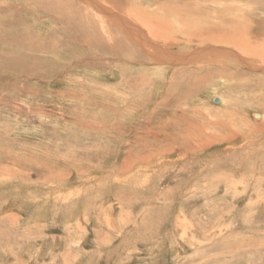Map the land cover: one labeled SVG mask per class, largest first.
<instances>
[{
    "label": "rangeland",
    "instance_id": "1",
    "mask_svg": "<svg viewBox=\"0 0 264 264\" xmlns=\"http://www.w3.org/2000/svg\"><path fill=\"white\" fill-rule=\"evenodd\" d=\"M47 1L0 0V264H264V0H96L161 61Z\"/></svg>",
    "mask_w": 264,
    "mask_h": 264
},
{
    "label": "bare ground",
    "instance_id": "2",
    "mask_svg": "<svg viewBox=\"0 0 264 264\" xmlns=\"http://www.w3.org/2000/svg\"><path fill=\"white\" fill-rule=\"evenodd\" d=\"M44 2V1H47V0H39V2ZM80 2H81V4H80V6L82 7V9H83V11H84V9H86V10H89L88 8H90L91 9V13H88L86 16L85 15H83L82 17H81V19H80V22H81V24H82V26H84V27H87V28H84V30L85 31H91V32H93L94 34L96 33L95 31V27H96V25H98V27H100L99 29L101 30V32L102 33H107L108 35H110L111 37H115V35H113L112 33L114 32V30H113V27H115L116 29H118V30H123V31H125V30H129L128 32H129V34L131 33L132 34V31L134 32V34H132V35H135V37H134V41L137 43V45L139 46L140 44L141 45H147V46H143L144 47V54H143V56H144V58L146 57L147 58V60L149 59V60H153L154 59V61H156V60H160L161 61V59H163L160 55L158 56L157 54H156V52L157 51H161L162 52V50H159V49H156L155 48V46H153V42L151 43V40H149L147 37H144V32L143 31H145L144 29H143V31H142V33L140 32V33H138V30H137V25L135 26L133 23H132V21H130V20H128L126 17H124L123 15H122V13L124 12H122V13H119L120 15V17H121V21L115 16V20L116 21H112V20H110V19H107V18H104V17H102V18H100V19H98V17L96 16V13H97V10H98V8L101 6V4H99V2L98 1H96V0H91V5L89 6L87 3H83V1L82 0H79ZM216 1H220V0H211V2H213V3H216ZM225 1V0H224ZM230 2L231 1H233V0H229ZM48 2V1H47ZM65 2H66V4L69 2L68 0H54L51 4H55L56 3V6L57 7H62V8H57L56 7V9H57V11H59V13L60 12H65L63 9H64V7H65ZM210 2V3H211ZM63 3H64V6H63ZM97 4H99V5H97ZM248 5V4H247ZM46 6V5H45ZM194 6V5H193ZM197 8H194V7H191V8H189V5H188V3H184L183 4V8L182 9H179L180 11H182V15H181V12H177V9H175V10H172V12H174L176 15H178V16H182L183 17V22L181 23V27L183 28H180L181 29V31H183L184 33H186V34H192L194 31H200V32H203V30L202 29H200V28H197V23H199V21L197 20V13H199V12H204L206 15H208V16H212L208 11H205V8L204 7H198V6H196ZM256 7V6H255ZM54 8H55V5H54ZM102 8H103V6H102ZM189 8V9H188ZM166 9H168L167 7H165V8H163L161 11L162 12H164L165 13V16H166V13L167 12H165V10ZM255 9H257V7L255 8ZM50 10H53V8L52 9H50ZM169 10V9H168ZM171 11V10H170ZM107 12H109V13H111V11L110 10H107ZM262 12H264V11H262ZM260 13V12H259ZM141 14H142V12H141ZM162 14V13H161ZM262 14V13H261ZM56 15H57V13H56ZM168 15V14H167ZM69 16V15H68ZM161 16V15H160ZM89 17H92V21H91V19L89 18ZM159 17V16H158ZM170 17V16H169ZM213 17V16H212ZM65 18H66V16H65ZM167 18H168V16H167ZM215 18V17H214ZM219 19V18H218ZM64 20V19H63ZM68 20V19H67ZM104 20H106V22H107V25H105V24H103V21ZM125 20V21H124ZM175 20H176V17H175ZM221 20H223L224 21V19H221ZM145 22H146V20H144ZM67 23V22H66ZM224 24H225V22H223ZM222 22L220 23V25L224 28V24H223ZM96 24V25H95ZM137 24V23H136ZM127 25H129V26H127ZM130 25H132V26H130ZM179 25V24H178ZM209 25V27L207 26V28L205 29L206 31H208V32H211V33H208V35L209 34H219L218 32H216L215 30H217V29H215V25L216 24H214V23H212V24H208ZM139 26V25H138ZM141 26V25H140ZM144 26V25H143ZM175 27H176V25H175ZM126 28H128V29H126ZM149 28V27H148ZM165 28V27H164ZM167 28V27H166ZM209 28V29H208ZM152 29V28H151ZM150 29V30H151ZM176 29V28H175ZM204 29V28H203ZM82 30H83V28H82ZM168 30V29H167ZM139 31H141V28L139 29ZM154 32H156L155 30H153ZM126 32V31H125ZM146 32H148V31H146ZM162 32H163V30H162ZM115 33H116V30H115ZM164 33V32H163ZM182 33V32H181ZM116 34H118V33H116ZM147 34V33H146ZM148 34H149V32H148ZM154 34V33H153ZM161 34V33H160ZM132 35H130V36H132ZM164 35V34H163ZM201 35H202V33H201ZM155 36V35H154ZM166 36V35H165ZM264 36V35H263ZM122 37V36H121ZM129 37V36H128ZM144 37V38H143ZM152 37V36H151ZM163 37V36H162ZM131 38H133V37H131ZM166 38V37H165ZM197 38V37H196ZM203 38V37H202ZM54 39H55V37H54ZM123 39V38H122ZM125 39V38H124ZM198 39V38H197ZM56 40V39H55ZM131 40V39H130ZM199 40V39H198ZM213 40V39H212ZM132 41V40H131ZM130 41V42H131ZM218 41V40H217ZM160 42V41H159ZM216 42V41H215ZM165 43V42H164ZM50 44H51V42H50ZM172 44V43H171ZM202 44V43H201ZM204 44V43H203ZM128 45V44H127ZM131 45H132V43H131ZM136 45V46H137ZM186 45V44H185ZM184 45V46H185ZM187 45H189V44H187ZM162 46V45H161ZM164 46V45H163ZM170 46V45H169ZM206 46V45H205ZM210 46H212L211 44H210ZM127 47V46H126ZM142 47V46H141ZM140 47V48H141ZM257 47V46H256ZM188 48V47H187ZM209 48V47H208ZM207 48V49H208ZM212 48V47H211ZM132 49H134V48H132ZM131 49V50H132ZM163 49V48H162ZM216 49V48H215ZM259 49V48H258ZM261 49V48H260ZM211 50V49H210ZM109 51V50H108ZM121 51V50H120ZM140 51V50H139ZM188 51H190L191 52V50L190 49H188ZM194 51V50H193ZM228 51V50H227ZM245 51V50H244ZM258 51V50H257ZM256 52V51H255ZM254 52V53H255ZM163 53H166L167 54V52L166 51H164ZM194 53V52H193ZM259 53V52H258ZM159 54V53H158ZM161 54V53H160ZM189 54V53H188ZM187 54V55H188ZM192 54V53H191ZM225 54V53H224ZM233 54V53H232ZM32 56V55H31ZM199 56V55H198ZM239 56V55H238ZM168 57V56H167ZM173 57V56H172ZM176 57V56H175ZM187 57V56H186ZM189 57V56H188ZM191 57V56H190ZM189 57V58H190ZM196 57H197V55H196ZM205 57V56H204ZM233 57H234V55H233ZM240 57V56H239ZM138 58V57H137ZM145 58V59H146ZM177 58V57H176ZM180 58V57H179ZM188 58V59H189ZM139 59V58H138ZM185 59H187V58H185ZM191 59V58H190ZM207 59V58H206ZM248 59V58H247ZM210 60H211V58H210ZM210 60H208V61H210ZM214 60V59H213ZM185 61V60H184ZM258 61V60H257ZM231 63V62H230ZM241 63V62H240ZM256 63V62H255ZM254 63V64H255ZM233 64V63H232ZM234 65H235V63H234ZM248 66V65H247ZM250 66V65H249ZM250 67H252V66H250ZM178 73V72H177ZM182 73V72H181ZM180 76H181V74H179ZM178 76V75H177ZM186 76V75H185ZM179 77V76H178ZM186 77H188L189 78V76L187 75ZM179 78H181V77H179ZM183 78V77H182ZM260 79H258V81H259ZM264 81V80H263ZM262 83H264V82H262ZM180 84V83H179ZM175 98V97H174ZM258 115V114H257Z\"/></svg>",
    "mask_w": 264,
    "mask_h": 264
},
{
    "label": "water",
    "instance_id": "3",
    "mask_svg": "<svg viewBox=\"0 0 264 264\" xmlns=\"http://www.w3.org/2000/svg\"><path fill=\"white\" fill-rule=\"evenodd\" d=\"M257 115V114H256Z\"/></svg>",
    "mask_w": 264,
    "mask_h": 264
}]
</instances>
